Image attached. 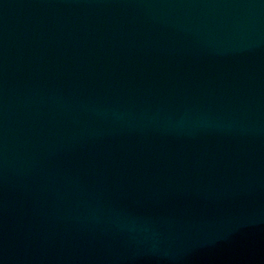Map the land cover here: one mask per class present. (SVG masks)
Instances as JSON below:
<instances>
[{"label": "water", "instance_id": "95a60500", "mask_svg": "<svg viewBox=\"0 0 264 264\" xmlns=\"http://www.w3.org/2000/svg\"><path fill=\"white\" fill-rule=\"evenodd\" d=\"M0 264H264V0H0Z\"/></svg>", "mask_w": 264, "mask_h": 264}]
</instances>
